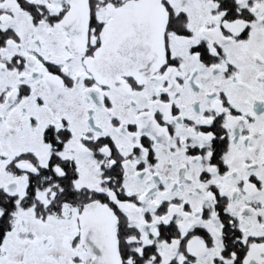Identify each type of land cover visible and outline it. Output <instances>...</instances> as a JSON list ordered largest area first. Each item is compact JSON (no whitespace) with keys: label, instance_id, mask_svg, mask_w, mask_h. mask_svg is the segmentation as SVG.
Instances as JSON below:
<instances>
[{"label":"snow or ice","instance_id":"obj_1","mask_svg":"<svg viewBox=\"0 0 264 264\" xmlns=\"http://www.w3.org/2000/svg\"><path fill=\"white\" fill-rule=\"evenodd\" d=\"M0 264H264V0H0Z\"/></svg>","mask_w":264,"mask_h":264}]
</instances>
